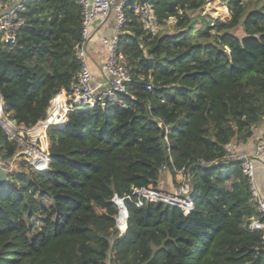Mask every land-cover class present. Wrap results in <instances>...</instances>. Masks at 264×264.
Returning <instances> with one entry per match:
<instances>
[{
	"label": "trees",
	"instance_id": "obj_1",
	"mask_svg": "<svg viewBox=\"0 0 264 264\" xmlns=\"http://www.w3.org/2000/svg\"><path fill=\"white\" fill-rule=\"evenodd\" d=\"M207 1L152 0L158 25L176 19L170 33L146 31L126 11L117 49L134 78L125 106L69 111L46 128L47 168L22 159L9 173L0 264H264L262 234L247 226L264 215L227 149L264 117V0H220L227 21L195 16ZM20 16L16 42L0 44V96L3 114L31 128L79 70L81 10L76 0H25ZM18 147L0 125L2 158ZM162 166L190 175L187 216L125 198L156 183ZM114 196L127 209L124 232Z\"/></svg>",
	"mask_w": 264,
	"mask_h": 264
},
{
	"label": "built area",
	"instance_id": "obj_2",
	"mask_svg": "<svg viewBox=\"0 0 264 264\" xmlns=\"http://www.w3.org/2000/svg\"><path fill=\"white\" fill-rule=\"evenodd\" d=\"M15 1L0 0V11L6 9ZM76 2L81 10V40L74 45V51L80 62V67L73 77L69 92L61 91L52 98L47 109V116L43 121L57 117H64L65 121L67 113L75 109L105 108L110 105L125 106L122 95L129 94L127 84L134 78L132 66L117 49L118 36L126 32L128 23L126 11H131L134 18L146 31H153L158 26L152 0H76ZM22 10L23 4H17L0 16V44H14L16 42L17 31L23 24V18L20 16ZM111 16L112 19L110 20ZM175 21V18H171L166 23H174ZM105 23H110L113 34L110 36L101 35L100 37V42L106 48V56L100 64L99 76L97 77L89 66L88 42L94 27L98 31ZM138 78L143 79V76L139 75ZM146 89H151L150 83L146 85ZM0 119L5 124L6 130H4L9 139L21 141L20 138L22 137L19 133H30L27 128L19 127L3 114L1 96ZM49 125H54V123L44 125L43 128ZM19 128H21V132ZM31 135H33L31 137L33 146H37L35 152L39 157L45 158L47 163V151L44 152V150L38 149L40 148V142L37 136L42 137V133H31ZM228 157L240 162L242 172L250 181L256 208L264 215V196L258 192L254 183L255 163L258 161L264 164V140L257 142L252 152H229ZM31 164L37 168L34 162ZM0 165L8 174L13 170L10 160H4L1 155ZM165 172H167V168L162 166L160 177ZM175 174H178L179 178L175 180L170 188L162 187L160 180H158L156 183L149 182L145 186L133 187L131 193L126 195L125 198L137 207H142L145 201H159L176 205L181 208L184 216H187L193 209V202L190 197V175L183 169L175 170ZM247 226L250 230L260 231L264 240V218L261 220L250 218Z\"/></svg>",
	"mask_w": 264,
	"mask_h": 264
},
{
	"label": "crops",
	"instance_id": "obj_3",
	"mask_svg": "<svg viewBox=\"0 0 264 264\" xmlns=\"http://www.w3.org/2000/svg\"><path fill=\"white\" fill-rule=\"evenodd\" d=\"M107 24H108V32H110V34H113V30H112L110 23H107ZM92 32H93L92 36L88 42L89 66H90L91 70L98 77L100 64L102 63V60L104 59L105 53H106V48L100 42V37H101V35H106V34H105L104 30L102 29V27H100V29H98V31H96L95 27H94ZM40 123L41 122H38L37 125ZM18 126L21 127L22 125H18ZM46 128L47 127H45V130H43L44 136L41 138L42 143L39 145L40 148H38V149L44 150V152L47 151V147H48V142H47V138H46ZM259 138H260V136H259ZM259 138L255 135V133L252 129L251 137H249L244 142L241 140H236V143L234 144V146L232 143L234 139H232L230 141V143L227 145V149L229 152H237V151L252 152L254 149V146L259 141ZM23 143L24 144H21L22 149L18 150V152L16 153L14 158L10 159L11 166L13 169H17V163L22 159H24L30 163H33L34 153L37 149V146H33L32 141H29V142L26 141ZM30 156H32V157H30ZM255 164H256V167H255L254 183H255V186H256L258 192L264 196V164H262L261 162H258V161ZM46 168H47V163H46V167L44 169H46ZM178 178H179L178 174H174V176H172L169 172H165V173H163V175L160 177L159 180L161 182L160 184L162 185V187L168 188L169 186L172 187V185L175 183V180Z\"/></svg>",
	"mask_w": 264,
	"mask_h": 264
},
{
	"label": "rangeland",
	"instance_id": "obj_4",
	"mask_svg": "<svg viewBox=\"0 0 264 264\" xmlns=\"http://www.w3.org/2000/svg\"><path fill=\"white\" fill-rule=\"evenodd\" d=\"M194 15L196 16V15H200V16H204V15H208V16H210V18H212V21H213V19H216V18H218V19H220V20H222V21H227L229 18H230V15H229V12H228V10L226 9V6L220 1V0H209V1H207L206 3H205V5L203 6V8L200 10H197V11H195L194 12ZM112 19V16L110 17V20ZM102 29L104 30V32H105V34H106V36H110L111 34H110V32H108V24L107 23H105L103 26H102ZM173 30H174V27H173V24L172 23H166V24H163V25H158L155 29H153V33H166V32H173ZM107 31V32H106ZM237 34L238 35H240V34H242V32H241V30H237ZM105 56H106V53H105ZM58 125V124H57ZM36 126H38L37 124L36 125H34L33 127H31V128H27L28 129V132H30V133H24V134H22V133H19V135L22 137V140L20 141V140H16L17 142H18V144H19V147H18V150H20V149H22V145L21 144H24L23 143V141L25 142V141H31L32 140V138L31 137H33V135H31V131L30 130H32L33 128H35ZM253 129V131H254V133H255V135L259 138V136H260V138H259V141H262V140H264V117L261 119V121L255 126V127H253L252 128ZM20 130H21V128H20ZM43 130H45V127L43 128L42 127V129L40 130L41 131V133H42V137H43V135H44V133H43ZM42 137H38L37 136V138H38V140H39V144H41L42 142H41V138ZM236 140H238V139H234L233 140V146H234V144L236 143ZM258 141V142H259ZM18 150H17V152H18ZM16 152V153H17ZM33 156V155H32ZM32 156H30V157H32ZM43 159H45V158H41V157H39L38 156V154L35 152L34 153V162L35 161H38V162H36V163H38L39 165H41L42 166V164H43ZM28 162V161H27ZM30 163V162H29ZM36 165V164H35ZM37 166V165H36ZM36 168V167H35ZM37 168H39L38 166H37ZM169 187H171V186H169ZM168 187V188H169ZM119 227L120 228H118L119 230L120 229H123L122 228V226H120L119 225Z\"/></svg>",
	"mask_w": 264,
	"mask_h": 264
},
{
	"label": "water",
	"instance_id": "obj_5",
	"mask_svg": "<svg viewBox=\"0 0 264 264\" xmlns=\"http://www.w3.org/2000/svg\"><path fill=\"white\" fill-rule=\"evenodd\" d=\"M24 2H25V0H16L14 3H12L6 9L0 11V16L3 15V14H5V13H7L15 5H17V4H24ZM0 125L6 130L5 124L3 123V121L1 119H0ZM20 139H22V138H20ZM47 158H48V151H47ZM8 176H9L8 172L0 165V186L6 184V182L8 180ZM113 201L118 206V214L116 216V225H117L118 228H120L119 225H118L117 217L119 215L120 209H122L124 211L125 221H126L127 220V209H126V207L124 205V202H123V199L122 198H119L117 196H114ZM125 228H126V222H125ZM125 228L124 229H120V232H124Z\"/></svg>",
	"mask_w": 264,
	"mask_h": 264
},
{
	"label": "bare ground",
	"instance_id": "obj_6",
	"mask_svg": "<svg viewBox=\"0 0 264 264\" xmlns=\"http://www.w3.org/2000/svg\"><path fill=\"white\" fill-rule=\"evenodd\" d=\"M64 122V117H60V118H48L46 121H43V122H41L40 124H38V126H44V125H47V124H49V123H54V124H62ZM41 131H38L36 134H39ZM33 134H35V133H33ZM121 214L123 215V224L121 225L122 226V228L124 229V227H125V215H124V211L122 210V209H120V212H119V215H118V217H120L121 216ZM118 217H117V221H118ZM118 224H119V222H118Z\"/></svg>",
	"mask_w": 264,
	"mask_h": 264
}]
</instances>
